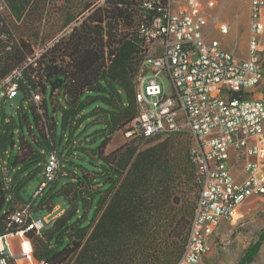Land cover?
Segmentation results:
<instances>
[{"label": "trees", "instance_id": "trees-1", "mask_svg": "<svg viewBox=\"0 0 264 264\" xmlns=\"http://www.w3.org/2000/svg\"><path fill=\"white\" fill-rule=\"evenodd\" d=\"M4 1L8 11L0 18L10 15L19 19L32 5V0ZM155 1L166 2H85L78 24L41 53V57L25 65L33 46L29 40L22 38L2 56L0 81L15 68L22 67L23 78L32 88L39 87L44 97L46 86L58 78L62 82L59 88L67 104L61 111L62 132L57 138L56 122L46 113L45 99L40 103L39 112L28 100L22 79L15 80L23 93L21 102L29 103L39 137L33 136L30 141L21 138L18 154L7 161L3 156L13 125L10 119L5 122L7 115L3 107L0 109V236L23 229V226L10 221V215L25 204L17 194L29 178L28 173L25 174L29 166L35 165L36 169L43 171L47 155L55 152L63 158L61 162L59 160L58 168L62 167V162L67 161L73 150H80L81 161H86L85 165H81V177L73 175L55 191L57 168L50 180L52 187L40 198L39 205L52 210L55 207L53 196L60 194L68 201L69 207L48 223L49 229L44 234L25 231L37 260L46 259L52 263L67 261V264H171L168 261L172 252L164 247L170 233L168 227L174 221L172 230L182 240L188 231L191 217L188 220L177 207L189 198L188 191L192 186L197 187L195 205L199 190L189 159V135L187 152H179L175 146L178 143L172 140L143 150L124 145L108 155L100 152L108 138L104 130L112 132L129 123L136 115L135 75L147 51L139 45L135 33L143 22L158 13ZM148 2L151 7L147 6ZM43 14L45 16L46 12ZM75 20L73 17L66 18L65 26ZM248 96L251 97L250 93L244 94V97ZM96 100L99 102L93 105ZM21 102L17 110L22 109ZM80 124L81 139L79 134L74 137V130ZM88 125L96 127L84 134L82 131ZM67 129L69 136L64 142L63 132ZM176 133L179 132L169 134ZM71 137L81 140V145L72 147ZM10 138L11 145H14L12 133ZM85 150H91V154ZM2 167L7 169L6 175L2 174ZM65 175L68 176L67 173L59 176ZM50 181L37 195H33V199ZM13 200H16L14 205ZM79 200L81 218L73 220ZM89 209H92L90 217L87 214ZM263 240L264 227L236 264L250 263ZM182 248L178 249V257Z\"/></svg>", "mask_w": 264, "mask_h": 264}, {"label": "built area", "instance_id": "built-area-1", "mask_svg": "<svg viewBox=\"0 0 264 264\" xmlns=\"http://www.w3.org/2000/svg\"><path fill=\"white\" fill-rule=\"evenodd\" d=\"M155 3L158 13L135 33L147 53L136 77V115L125 134L145 138L171 132L189 135V159L199 190L175 264H198L209 252V240L219 222H236L242 202L253 194H264V99L244 97L264 79V59L260 56L264 0H249L245 59L223 49L218 40L206 39L210 27L224 35L230 28L219 14L211 18L209 26L206 10L214 7L213 0L206 7L200 0ZM146 4L151 7V3ZM6 11V2L0 0V15ZM41 53L32 48L25 65ZM162 76L170 80L169 92L161 85ZM19 79L26 85L28 100L41 112L43 93L23 78L22 67L0 81V109L6 98L19 90L15 81ZM238 163L240 170L233 173ZM58 166L57 154L49 153L43 169L46 181L34 196L53 178ZM54 218L47 214L33 219L29 203L17 208L10 221L23 229L0 236V264H63L37 260L25 235L28 230L39 235L44 224ZM12 238L17 241L16 253L10 250Z\"/></svg>", "mask_w": 264, "mask_h": 264}, {"label": "rangeland", "instance_id": "rangeland-1", "mask_svg": "<svg viewBox=\"0 0 264 264\" xmlns=\"http://www.w3.org/2000/svg\"><path fill=\"white\" fill-rule=\"evenodd\" d=\"M103 2V0H32V5L27 7L22 16L16 19L10 15L0 18V61L2 56L11 50V46L14 42H17L19 38L29 40L36 50H40L42 54L55 43L59 37L68 34L71 27L78 24L81 19V8L85 2ZM209 0H200V3L206 7ZM215 5L212 8H207V19L210 26V20L213 16L219 14L220 20L230 23L231 27L227 35L221 34V32L214 27H210V32L207 34L206 39L208 41L218 40L222 41V46L231 49L235 56L240 59H245L248 56L247 53V39H248V19H249V0H213ZM43 12L46 15L43 16ZM264 14V12H263ZM68 17H73L74 20L65 26V20ZM208 26V27H209ZM262 51L260 53L261 59H264V34L262 36L261 43ZM41 57V56H40ZM39 58V57H38ZM139 69L136 72L138 75ZM136 78V77H135ZM161 85L163 86L165 92L170 91V80L166 76L161 77ZM50 84L46 86L44 92V105L46 113L49 117H53L56 122V136L57 138L61 135V111L63 107H66V100L62 94V89L57 88L54 90L53 95L49 96ZM250 95L252 97H260L264 99V79L257 87L251 89ZM249 97V96H248ZM31 102V101H30ZM95 101L93 105H97ZM22 109L17 110L15 108L12 110L10 115H7L5 122L9 119L12 122V129L9 131V140L7 143V151L3 156V159L14 158L19 152V140L21 138L25 140H31L33 136L39 137L38 129L35 125L33 113L30 109L29 103L27 101H22ZM32 103V102H31ZM2 113L0 112V124L2 123ZM102 120V119H101ZM131 122V121H130ZM130 122L126 123L113 130L112 132L108 129L104 130L107 134L106 145L100 148L102 155H108L111 151L116 150L124 145L137 146L139 150L145 148L154 147L161 142H170L171 140L177 142V150L180 152H187L188 145L190 143L188 134L185 132H179L176 134H166L151 137L149 139L139 138L138 135L126 136L125 130L129 128ZM96 125H88L82 132L84 134L92 132ZM81 124L74 130V137L79 134L81 139ZM12 133V138L14 145H11L10 135ZM82 133V134H83ZM69 131L68 129L63 132V141L68 139ZM72 147L78 146L81 140L70 138ZM58 149H61L58 146ZM88 154H91V150H85ZM60 162L62 156L58 155ZM86 161H81V151L73 150L72 155L67 157L66 162H62V167L60 166L56 171V181H55V191L58 190L62 182L69 181L73 178L81 177V165H85ZM241 164H236L232 168L233 173H237L240 170ZM2 174L6 175L7 169L5 167L1 168ZM29 175L24 185L18 191V198L23 203H31V216L33 219H42L47 214L56 215L63 210L64 212L68 207V201L60 194H55L53 197L55 207L49 210L45 207L39 205L40 198L42 195L46 194L53 185L50 181L48 185L44 188L39 196L33 199V193L40 187V185L46 181L41 169H36L35 165L29 166L25 174ZM67 173L68 176H59ZM197 187L192 186L191 190L188 191V199H184L180 204L179 210L183 211L189 220L192 214L194 200L196 197ZM16 200L12 201L14 205ZM18 203V202H17ZM81 201L79 200L77 206V212L73 215V220L75 217L81 218ZM62 212L56 217L60 216ZM88 216L92 214V209L87 211ZM238 220L236 222L220 223V227L217 230V234L214 236L213 244L211 250L205 254L199 264H236L238 259L241 257L243 251L254 239H256L259 231L264 227V194L253 195L249 197L246 202L241 207V213L238 215ZM55 217V218H56ZM189 223V222H188ZM81 224V221H80ZM49 224H44L41 229V233L44 234L46 230L49 229ZM174 226V221L168 227L169 235L166 238V243L164 247H168L172 252V257H170L168 263H176L178 260V249L181 248L186 239V235L182 240L180 237H176L174 231L172 230ZM188 229V226H187ZM66 242V240H64ZM163 250H166L163 249ZM67 264V261L63 262ZM171 263V264H172Z\"/></svg>", "mask_w": 264, "mask_h": 264}, {"label": "crops", "instance_id": "crops-1", "mask_svg": "<svg viewBox=\"0 0 264 264\" xmlns=\"http://www.w3.org/2000/svg\"><path fill=\"white\" fill-rule=\"evenodd\" d=\"M263 12H264V10H263ZM220 17V16H219ZM263 19H264V14H263ZM223 22H225V21H223ZM225 23H228V22H225ZM229 25H230V23H228ZM230 27H231V25H230ZM230 29V28H229ZM229 32V31H228ZM228 34V33H227ZM227 34H225V35H227ZM224 35V34H223ZM220 42V46L223 48V49H225V50H227V51H231L232 53H233V51L231 50V49H228V47H225V46H222V41H219ZM261 43H262V39H261ZM253 195H262V194H253ZM253 195H251V196H253ZM251 196H249V197H251ZM249 197H247L243 202H242V204H241V207L243 206V204L246 202V200L249 198ZM241 207H240V212H239V214L241 213ZM63 210H60V212L58 213V214H56V215H52L51 217L52 218H54V217H56L57 215H59L61 212H62ZM237 220H238V218H237ZM236 220V221H237ZM222 222V223H221ZM220 223H221V225L223 226V223H229V222H226V221H220L219 222V224H218V226L216 227V229H215V231H214V233L212 234V236L210 237V250H211V247H212V244H213V240H214V236L217 234V230L219 229V227L221 226L220 225ZM231 224V223H230ZM263 228V227H262ZM261 231V230H260ZM259 231V232H260ZM256 238H257V236H256ZM256 239H254L252 242H254ZM251 242V243H252ZM251 243H249L248 244V246L251 244ZM247 246V247H248ZM246 247V248H247ZM245 248V249H246ZM10 250H11V252L12 253H16V252H18V250H17V241H16V239L15 238H12L11 239V248H10ZM209 250V251H210ZM245 251V250H244ZM243 251V252H244ZM207 254V253H206ZM243 254V253H242ZM242 256V255H241ZM199 264V263H198ZM248 264H264V240L262 241V243H261V245H260V247H259V250H258V252H257V254L254 256V258H253V260L250 262V263H248Z\"/></svg>", "mask_w": 264, "mask_h": 264}, {"label": "water", "instance_id": "water-1", "mask_svg": "<svg viewBox=\"0 0 264 264\" xmlns=\"http://www.w3.org/2000/svg\"><path fill=\"white\" fill-rule=\"evenodd\" d=\"M61 80L60 79H54L49 87V96L51 97L52 94L54 93V90L59 88L61 86ZM22 100V91L17 90L15 93H13L11 96L6 98L4 105H3V110L6 115H10L12 110L18 107L19 103Z\"/></svg>", "mask_w": 264, "mask_h": 264}, {"label": "bare ground", "instance_id": "bare-ground-1", "mask_svg": "<svg viewBox=\"0 0 264 264\" xmlns=\"http://www.w3.org/2000/svg\"><path fill=\"white\" fill-rule=\"evenodd\" d=\"M27 248H28V245H27L26 242H24V243H23V249H24V250H27Z\"/></svg>", "mask_w": 264, "mask_h": 264}]
</instances>
